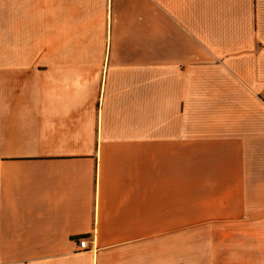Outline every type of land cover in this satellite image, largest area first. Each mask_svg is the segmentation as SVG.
Listing matches in <instances>:
<instances>
[{"label":"crops","instance_id":"1","mask_svg":"<svg viewBox=\"0 0 264 264\" xmlns=\"http://www.w3.org/2000/svg\"><path fill=\"white\" fill-rule=\"evenodd\" d=\"M0 264H264V0H0Z\"/></svg>","mask_w":264,"mask_h":264},{"label":"built area","instance_id":"2","mask_svg":"<svg viewBox=\"0 0 264 264\" xmlns=\"http://www.w3.org/2000/svg\"><path fill=\"white\" fill-rule=\"evenodd\" d=\"M78 248L79 249H86L87 248V240L82 238L78 241Z\"/></svg>","mask_w":264,"mask_h":264}]
</instances>
